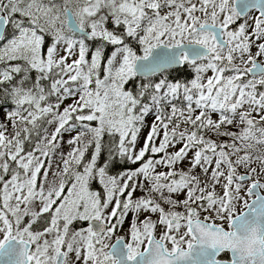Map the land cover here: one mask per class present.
Returning a JSON list of instances; mask_svg holds the SVG:
<instances>
[{
    "label": "snow or ice",
    "instance_id": "6c2138e0",
    "mask_svg": "<svg viewBox=\"0 0 264 264\" xmlns=\"http://www.w3.org/2000/svg\"><path fill=\"white\" fill-rule=\"evenodd\" d=\"M0 264H264V0H0Z\"/></svg>",
    "mask_w": 264,
    "mask_h": 264
}]
</instances>
